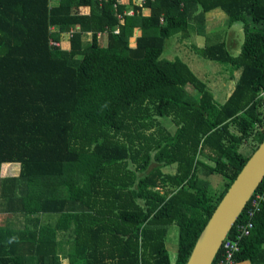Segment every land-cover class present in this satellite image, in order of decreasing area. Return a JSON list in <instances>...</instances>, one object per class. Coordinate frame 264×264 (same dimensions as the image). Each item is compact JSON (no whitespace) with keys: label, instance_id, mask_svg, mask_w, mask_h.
Listing matches in <instances>:
<instances>
[{"label":"trees","instance_id":"16d2710c","mask_svg":"<svg viewBox=\"0 0 264 264\" xmlns=\"http://www.w3.org/2000/svg\"><path fill=\"white\" fill-rule=\"evenodd\" d=\"M129 6L0 0V165H18L0 175V213L17 221L0 225V264H185L263 139L264 0H148L123 14ZM215 8L229 26L242 23L237 54L221 37L192 50L228 63L230 78L239 72L222 103L183 61L160 58L167 37L202 34L203 14ZM213 174L219 191H208ZM251 221L234 258L264 264V201Z\"/></svg>","mask_w":264,"mask_h":264},{"label":"rangeland","instance_id":"374dc122","mask_svg":"<svg viewBox=\"0 0 264 264\" xmlns=\"http://www.w3.org/2000/svg\"><path fill=\"white\" fill-rule=\"evenodd\" d=\"M83 11L82 8H80ZM215 11L222 12V16L219 17H208V27L209 29L205 34L198 35L197 32H189V35L181 38L179 33H174L165 39L163 52L160 56L164 60H172L178 58L183 61L191 72L201 81H203L209 89L212 90L214 98L218 103L224 102L229 92L232 90L235 80L237 78L238 71L234 72L235 78H230L231 66L228 63H221L215 60L207 59L200 56L197 52L192 50V45L200 46L204 44L205 36H209L212 41H216L219 37L224 39L227 43V47L230 53L236 54L239 50V45L236 46V42L242 39V29L239 22L232 23L231 26L227 24V17L225 13L219 8H216ZM218 13L219 12H214ZM190 28V27H189ZM238 37V38H237ZM66 39V36H64ZM101 43L104 44V36L100 39ZM228 42L230 44H228ZM130 43H133L132 38ZM236 46L234 47L230 45ZM64 45H67V40L64 42ZM186 89H189V85L185 86ZM162 123L167 126L171 131L174 129L173 124L168 118L161 119ZM248 148V147H247ZM246 148V149H247ZM245 149V150H246ZM249 150V148H248ZM247 154V153H245ZM14 165V166H13ZM2 163L0 165V175H11L15 174L17 171V164ZM174 167L163 168L165 173H173ZM207 184L211 189L208 191H219L223 187V181L218 175H209L205 178ZM4 220L14 221L16 217L10 213H0V223H3ZM177 238H178V227L175 223L169 224V232L166 236V247L170 256L171 262H174L176 257L177 250ZM60 254L61 251H58Z\"/></svg>","mask_w":264,"mask_h":264},{"label":"water","instance_id":"95a60500","mask_svg":"<svg viewBox=\"0 0 264 264\" xmlns=\"http://www.w3.org/2000/svg\"><path fill=\"white\" fill-rule=\"evenodd\" d=\"M264 137L208 215L185 264H213L222 239L264 177Z\"/></svg>","mask_w":264,"mask_h":264},{"label":"built area","instance_id":"2783aa9c","mask_svg":"<svg viewBox=\"0 0 264 264\" xmlns=\"http://www.w3.org/2000/svg\"><path fill=\"white\" fill-rule=\"evenodd\" d=\"M123 0H117V2H121ZM131 6L124 9L123 14L132 15L135 12L134 7L143 8V6L148 2V0H129ZM118 18H121V13L117 14ZM68 32V34H70ZM67 34V35H68ZM50 43L53 45H58L59 43L54 40H50ZM255 192V191H254ZM264 201V193L257 192L253 193L252 196L247 201L248 207L246 215L247 219L244 221L237 222L235 225L234 233L232 235H228L229 231L222 239V243L220 245L219 255L216 257L214 264H240L235 261V255L240 251L239 241L242 236H246L250 234V230L253 226L251 217L254 212L259 211L261 203ZM246 203V205H247ZM235 224V222H234ZM218 250V251H219Z\"/></svg>","mask_w":264,"mask_h":264},{"label":"crops","instance_id":"0c3cea01","mask_svg":"<svg viewBox=\"0 0 264 264\" xmlns=\"http://www.w3.org/2000/svg\"><path fill=\"white\" fill-rule=\"evenodd\" d=\"M82 9H83V13H87L88 12V7L87 6H84V7H81ZM216 9V8H215ZM215 9H213V10H209V11H207V12H205L204 14H203V29H202V31H201V33L202 34H205L206 32H207V30L209 29V27H208V17H211V16H214V17H219V16H222V12H220V11H215ZM144 12H145V14H147L148 12H149V10H147V9H145L144 10ZM214 12H219L220 13V15H218V13H214ZM226 16V15H225ZM140 30L138 29V28H135L134 29V32H133V35L129 38V42H130V39L132 38V41H133V43H130V45H134L135 44V38H136V36H138V35H140ZM202 34H198V35H202ZM238 38V37H237ZM64 39V38H63ZM64 41V40H63ZM236 42V46L237 45H239V43H240V39L238 40V41H235ZM227 44V43H226ZM228 44H230L229 42H228ZM195 46H197V45H195ZM201 46V45H200ZM230 46H232V47H234L235 48V50H236V46H234L233 44L232 45H230ZM198 47V46H197ZM237 54V53H236ZM239 73V72H238ZM238 75V74H237ZM231 92V91H230ZM230 92H229V94H230ZM228 94V95H229ZM8 164V163H7ZM10 164H17V163H10ZM14 166V165H13ZM9 223H11V224H13L14 226H16L17 225V221H11L10 222V220H4V222L3 223H0V225H2V224H9Z\"/></svg>","mask_w":264,"mask_h":264}]
</instances>
